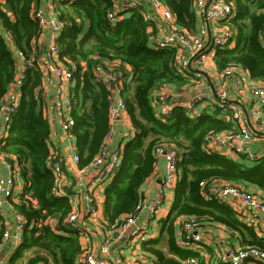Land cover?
<instances>
[{
	"label": "trees",
	"instance_id": "trees-1",
	"mask_svg": "<svg viewBox=\"0 0 264 264\" xmlns=\"http://www.w3.org/2000/svg\"><path fill=\"white\" fill-rule=\"evenodd\" d=\"M39 1L0 0V25L12 34L14 44L26 55L32 51V40L39 34V24L33 15ZM113 1L55 0L59 18L64 22L57 41L59 57L75 78L71 131L79 166L88 164L98 152L108 130L109 90L95 80L94 65L103 63V59L117 60L124 81L127 78L124 95L135 133L123 145L121 165L103 190V215L107 223L118 226L125 215L136 211L141 202L139 188L154 170L153 149L164 141L176 145L181 153L180 177L173 191V202L162 220V229L169 234V251L175 257L167 256L159 248L147 247L146 250L155 255L156 264H183L180 260L192 254L178 248L172 240L174 221L185 215L245 231L249 246L264 249L263 238L241 223L231 207L215 199L206 200L199 186L202 180L219 178L264 189V160L246 166L205 150L206 135L233 130V122L217 108L212 113L201 112L191 117L183 107L176 106L168 118L156 115L153 89L161 82L184 84L196 71L190 68L184 74L178 73L174 67L176 50L151 44L152 32L148 30L151 23L142 13L145 7L130 11L128 18L110 22L107 13ZM162 1L174 13L179 26L188 31L196 30L197 16L192 0ZM230 22L236 29L235 41L232 46L214 50L217 67L222 69L228 60H234L251 78L264 79V46L259 39L264 26V0H234V16ZM80 62H85V67ZM124 65L131 67L128 76ZM14 73V55L0 34V101ZM39 81L40 73L35 68L28 69L20 103L1 146L4 152L15 156L20 166L23 185L18 201L12 204L25 218L23 239L6 264H16L23 252L31 248L46 251L51 261L36 256L26 264L40 260L47 264H77L82 252L78 233L63 223L72 209L69 196L51 193L54 175L49 164L50 129L41 101L34 98V87ZM3 230L1 226L0 242Z\"/></svg>",
	"mask_w": 264,
	"mask_h": 264
},
{
	"label": "built area",
	"instance_id": "built-area-1",
	"mask_svg": "<svg viewBox=\"0 0 264 264\" xmlns=\"http://www.w3.org/2000/svg\"><path fill=\"white\" fill-rule=\"evenodd\" d=\"M46 8L37 6L33 15L39 24V34L32 40V51L26 55L20 50L12 40V34L3 29L0 25V34L6 39L15 58V73L12 81L8 84L7 90L0 101V210L5 203H8L13 209L12 225L4 229L0 242V250L3 243L12 238L15 245L21 243L23 239V228L25 224L24 216L13 208L14 189L17 185V175L20 172V166L15 156L8 154L1 149L7 136L10 122L21 99L22 86L25 82L27 70L35 68L40 73V81L34 87V98L41 101V105L49 107L54 114L50 115L42 105V111L48 121L49 127L53 128L55 123L63 138L71 141L74 138L71 128L74 125V118L71 114L73 106V88L75 78L73 72L59 57L58 37L63 29L64 22L59 18L58 12L54 11L55 0H44ZM192 6L195 10L198 21L196 31L190 33L186 28L178 25L176 17L171 9L164 4L162 0H114L112 9L107 13L110 22H118L125 18V14L145 7L142 9L144 19L154 25L156 20L159 22L155 27L156 37L153 39V45L156 48L172 47L176 50V59L174 67L178 73H186L190 69L191 59L196 61L199 71L208 66H213L218 70L224 79H232L236 85H245L247 78L246 69L234 60H228L222 69H219L214 61V50L217 47L230 46L235 41L236 29L230 20L234 16V0H192ZM47 35L46 54L42 51L44 47L40 45V37ZM259 39L264 44V26L259 33ZM93 73L96 81L103 83L109 90L108 95V130L102 140L98 152L93 156L88 164L79 166V157L75 146L72 144L71 163L73 165L74 185L84 190V207L82 214L76 211H70L64 218L63 223L69 228L75 230L80 236L84 232V223L95 216L98 211L95 191L93 188L97 183L112 179L121 165L122 148L112 147L110 145L114 129L116 126L130 124L127 137L130 138L135 133L132 126L125 101L124 79L122 72L117 67L107 64H98L93 67ZM197 77L200 74L194 73ZM54 81V90L48 94L46 79ZM127 80V78H126ZM260 106L264 107V87L256 86L251 88ZM153 97V95H152ZM49 100L46 103V100ZM214 100L215 107L224 114L227 120L235 122L237 128L222 132H212L206 135L203 146L205 150L210 151L218 146H231L235 140H250L256 131L250 130L243 122V110L234 102L228 100L227 90L219 87L213 91H199L182 104H172L166 100L165 93L156 94L153 99V107L156 115L160 118H168L172 115L176 106L183 107L189 116L197 115L198 104L203 100ZM257 114V111H253ZM240 121H243L240 124ZM262 130L261 127L257 131ZM155 159L163 160V177L161 184L157 189L155 197L151 200L140 202L136 211L127 214L118 224L119 233L122 234L129 228L136 226L131 230L133 237H139L143 234L142 228L136 225L137 219L143 211L147 212V217L155 214L163 202L165 192L174 190L180 177L178 162L180 160L179 148L168 142H159L154 149ZM50 167L54 175V184L51 193L55 196L66 195L61 186L63 177L60 163L50 161ZM200 191L206 200H217L228 204H233L235 200L246 208L249 212V224L256 227L255 223L264 214V196L245 190L242 186L230 183L220 182L217 179L202 180L199 184ZM180 231L176 239L177 245L182 249H194L199 247L202 241L203 222L195 216H180ZM264 239V229L259 235ZM111 240H105L99 247V252L106 254L109 251ZM82 264H113L106 257H100L97 253L88 247H84L79 255ZM247 257H253L264 261V249L256 246H244L236 250H231L224 258H221L216 264H242ZM187 263H193L195 260L189 258ZM0 264H6V261L0 259ZM36 264H47L43 261ZM135 264H151V261L141 257Z\"/></svg>",
	"mask_w": 264,
	"mask_h": 264
},
{
	"label": "crops",
	"instance_id": "crops-1",
	"mask_svg": "<svg viewBox=\"0 0 264 264\" xmlns=\"http://www.w3.org/2000/svg\"><path fill=\"white\" fill-rule=\"evenodd\" d=\"M39 7L46 8L45 1H39ZM54 11L56 12V5L54 6ZM197 16V21H198ZM197 24V23H196ZM159 22L156 20L155 27H158ZM151 34V44H153V39L156 37L155 29L153 26H149ZM154 31V32H153ZM196 31V30H195ZM195 31H189L194 33ZM40 45L44 47L42 51L46 54V43L47 35L44 33L40 37ZM232 43L230 46H232ZM264 46V44H262ZM80 64L85 67V62H80ZM112 65L117 68L120 67V62L117 60H105L103 63ZM190 68L197 71L200 74V77L197 75L188 76L187 82L184 84H177L171 82H161L158 84L152 92L153 99L156 94L165 93L166 100L172 104H182L188 101L193 94L199 91H213L216 88L224 87L227 90L228 100L234 102L238 105L243 111V121L242 122L252 131H256L254 136L250 140H235L231 145L237 146V148H230L229 146H218L214 147L210 152H215L221 155H224L232 160L238 161L246 166L255 165L260 160H264V107L260 106L257 98L252 95L251 88L260 86L264 87V79H253L249 76L248 71L246 70L245 76L247 78V83L245 85H236L232 79H224L221 77L220 73L213 66H208L202 71H199L196 61L191 59ZM70 69V68H69ZM124 70L127 73V76L131 73V67L129 65H124ZM129 79V77H128ZM126 81V80H125ZM129 81V80H128ZM46 87L48 94H52L54 90V81L46 79ZM48 99L45 101L48 103ZM43 105V104H42ZM45 106V105H43ZM47 112L50 115L54 114V111L49 107L45 106ZM216 109L214 100H203L198 104L197 115L201 112L212 113ZM253 111H257V114H253ZM230 121V120H229ZM232 122V121H230ZM239 123L233 122L231 129H236ZM130 127V124L116 126L114 129V134L111 139L110 145L112 147H123L126 141L130 139V136L127 137V132ZM261 127L262 130L257 131V128ZM0 128H1V119H0ZM49 133V147L51 151L50 161H57L60 163L63 177L60 181L63 191L66 195L69 196V201L72 206L71 211L80 212L84 207L83 195L84 190L74 185L73 178V165L71 163V154L72 149L71 145L75 146V138L69 141L67 138H63L58 125L55 123L53 128H50ZM163 177V160L161 158L156 159L153 172L146 178L139 192L141 194V202L151 200L155 197L157 189L161 184ZM220 182H230L242 186L245 190L253 192L264 196V189L258 187L254 184H246L243 182H233L227 181L225 179H219ZM110 181V180H109ZM103 182L98 184L93 188L95 191V198L97 201L98 211L95 216L91 217L90 220H87L84 223V232L78 237L81 245V249L84 247L92 248L98 256L106 257L112 261L113 264H135L136 261L144 257L151 261V264H156L155 255L150 251L146 250L147 247H156L161 249L167 256L175 257L168 248V238L169 234L166 230L162 229V220L168 214V211L173 202V191L167 190L164 195V199L160 207L157 209L154 215L147 217V212L143 211L140 217L136 221V225L143 230V234L139 237H133L131 235V230L136 226L129 228L124 231L122 234L119 233L118 227L116 225H109L103 215V202H104V187L109 182ZM23 178L20 172L17 175V185L14 189L13 202H17L18 195L22 189ZM35 203V202H34ZM224 203V202H222ZM231 207L235 212L236 218L243 223L244 225L251 227L253 232L259 236L260 232L264 229V214L260 215L256 221L255 226L249 224V212L244 208L240 202L237 200L233 204L224 203ZM0 227L3 226L4 229L10 227L13 222V209L8 204L5 203L3 209L0 210ZM180 218L178 217L174 221L173 231H172V240L174 244L180 248L176 239L180 231ZM50 222H53L50 221ZM203 227H202V241L199 247L194 249H183L192 253L186 259L180 260L181 263L186 264V260L193 258L196 263L199 264H216L221 258L227 256L229 251L236 250L241 247L247 246L246 242L247 234L244 231H237L231 228L226 227L225 225L210 221L206 218H202ZM4 231V230H3ZM260 237V236H259ZM105 240H111V245L109 251L106 254L99 252V247ZM12 238L5 241L0 250V259H3L7 262L11 254L16 249ZM182 249V248H180ZM36 256L46 257L50 262L51 258L46 251L38 250L31 248L23 252L22 257L18 260L19 264H26L27 261ZM260 260V259H258ZM42 260L38 261L41 262ZM262 263L264 264L263 260ZM21 262V263H20ZM37 262V263H38ZM194 263V262H193ZM18 264V262H17ZM36 264V263H35ZM77 264H82L80 257L77 259ZM242 264H259L252 260L242 261Z\"/></svg>",
	"mask_w": 264,
	"mask_h": 264
},
{
	"label": "water",
	"instance_id": "water-1",
	"mask_svg": "<svg viewBox=\"0 0 264 264\" xmlns=\"http://www.w3.org/2000/svg\"><path fill=\"white\" fill-rule=\"evenodd\" d=\"M247 260H252V261H255V262L259 263V264H263L262 261H260V260H258V259H255V258H253V257H247V258H245V259L243 260V262H244V261H247Z\"/></svg>",
	"mask_w": 264,
	"mask_h": 264
},
{
	"label": "rangeland",
	"instance_id": "rangeland-1",
	"mask_svg": "<svg viewBox=\"0 0 264 264\" xmlns=\"http://www.w3.org/2000/svg\"><path fill=\"white\" fill-rule=\"evenodd\" d=\"M130 16V12L126 13L125 14V18H128ZM97 64H100V63H97ZM97 64H95L94 66H96ZM21 263V262H20ZM17 264V263H16ZM18 264H19V261H18Z\"/></svg>",
	"mask_w": 264,
	"mask_h": 264
}]
</instances>
